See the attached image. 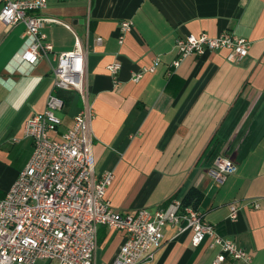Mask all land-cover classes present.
Listing matches in <instances>:
<instances>
[{
  "label": "crops",
  "instance_id": "obj_1",
  "mask_svg": "<svg viewBox=\"0 0 264 264\" xmlns=\"http://www.w3.org/2000/svg\"><path fill=\"white\" fill-rule=\"evenodd\" d=\"M38 13L69 25L42 26L55 52L72 50L76 36L86 49L93 169L113 174L110 205L123 214L153 211L194 186L202 193L196 208L216 232L248 251L252 264H264V0H46ZM123 21L131 28L120 42ZM24 31L22 22L0 21V198L31 154L27 117L54 93L63 101L60 132L84 105L77 91L52 88L51 56L32 66L19 61ZM221 31L250 42L240 62L214 49L185 57L168 74L177 38ZM156 59L153 72L134 80ZM114 62L120 67L112 75ZM218 154L237 164L220 181L207 171ZM230 204L241 206L235 218ZM163 232L154 257L140 264H210L215 257L208 241L193 245L188 230ZM122 241L121 230L100 225L93 263L111 264ZM220 264L241 262L227 255Z\"/></svg>",
  "mask_w": 264,
  "mask_h": 264
},
{
  "label": "built area",
  "instance_id": "obj_2",
  "mask_svg": "<svg viewBox=\"0 0 264 264\" xmlns=\"http://www.w3.org/2000/svg\"><path fill=\"white\" fill-rule=\"evenodd\" d=\"M46 0H0V21L6 26L22 22L23 51L21 63L30 66L42 58L54 61L52 88L75 90L84 105L73 117V124L60 132L61 119L56 113L63 101L49 93L45 109L32 113L23 126V135L33 147L25 165L10 187L0 198V264H34L37 260L56 264H94L97 229L105 225L123 232L111 264H140L154 257L164 241V228L173 226L179 232L192 233L193 245L208 241L217 250L210 264H220L228 255L241 264H252L248 251L236 241L220 236L203 214L190 205L183 206L180 197H174L169 207L149 210L138 208L134 213H121L112 207L105 194L112 182L111 171L94 173V155L89 135L92 110L86 90V49L76 36L69 51L55 52L41 31L48 23H67L46 17L38 11ZM131 28V21L120 25L123 35ZM101 42V37L96 38ZM250 42L232 32L221 31L215 36L188 34L175 40L176 58L168 74L189 55H203L214 49H225V58L240 62L247 54ZM158 59L134 76L138 80L144 72H153ZM118 62L107 66L115 75ZM237 164L225 154L216 155L208 173L216 181L236 172ZM253 207H258L257 203ZM241 206L229 205V216L237 217Z\"/></svg>",
  "mask_w": 264,
  "mask_h": 264
},
{
  "label": "trees",
  "instance_id": "obj_3",
  "mask_svg": "<svg viewBox=\"0 0 264 264\" xmlns=\"http://www.w3.org/2000/svg\"><path fill=\"white\" fill-rule=\"evenodd\" d=\"M177 197L176 195H173L172 198ZM202 197V193L194 186H190L184 195L181 197V202L183 206L190 205L192 207H197V204L199 203L200 199Z\"/></svg>",
  "mask_w": 264,
  "mask_h": 264
},
{
  "label": "rangeland",
  "instance_id": "obj_4",
  "mask_svg": "<svg viewBox=\"0 0 264 264\" xmlns=\"http://www.w3.org/2000/svg\"><path fill=\"white\" fill-rule=\"evenodd\" d=\"M56 113L58 114V111H56ZM54 262H52L51 264H53Z\"/></svg>",
  "mask_w": 264,
  "mask_h": 264
}]
</instances>
